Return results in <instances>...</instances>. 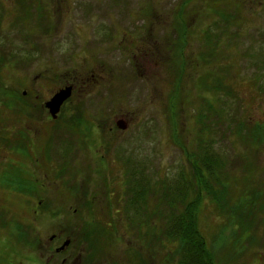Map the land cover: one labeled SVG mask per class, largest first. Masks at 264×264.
<instances>
[{"label":"rangeland","instance_id":"obj_1","mask_svg":"<svg viewBox=\"0 0 264 264\" xmlns=\"http://www.w3.org/2000/svg\"><path fill=\"white\" fill-rule=\"evenodd\" d=\"M191 1L35 0L37 7L42 4V14L32 8L34 13L21 19L24 2L29 5L33 0H0V58L5 60L4 64L0 60V264L13 254L3 243L11 240L5 228L10 223L18 227L20 240L31 231L30 238L34 234L44 241L69 227L72 219L82 226L89 212L115 237L116 242L106 247L110 258L104 264H177L173 252L178 242L167 237L165 205L157 198L152 202V209L162 207L165 212L162 222H147L137 209L128 210L126 174L139 169L138 179H145V184L160 181L159 176L176 177L188 164L181 147H196L198 115L205 113L204 103L207 107L206 102L216 97L214 106L229 114L226 122H216L210 141L216 153L235 162L227 166L231 194L251 209L242 212L245 226L234 219L233 227L230 207L236 200H231L227 216H220L223 210L206 198L199 228L216 247L220 264H264V210L253 208L264 203V141L246 145L227 124L234 115L231 120L245 121L250 130L254 124L264 126V0ZM184 8L190 43L188 56L182 59L187 66L180 89L173 92L174 97L179 92L180 111L169 119L168 96L181 68L171 64L181 59L172 52L178 33L171 24ZM225 13L234 15L236 22L220 38L217 20ZM209 31L219 35L215 56H208L215 60L211 65L203 62L208 52L203 39ZM32 35L33 43L22 42V37ZM34 42L45 47L40 55L32 48ZM10 53L23 60L20 66L6 65ZM215 76L232 96L208 93ZM73 83L78 87L63 107V118L62 112L53 121L40 114L56 92ZM30 94L38 95V101ZM72 115L86 120L82 130L89 127L87 136L76 137L62 129ZM116 119H124L129 129H119ZM65 162H73L79 171L71 183L78 188L73 196L67 189L70 196L63 192L62 181L54 175L60 174L58 166ZM17 171L38 181L33 197L13 187ZM78 204L82 207L75 216L57 215L74 211ZM149 226L158 234L150 233Z\"/></svg>","mask_w":264,"mask_h":264},{"label":"trees","instance_id":"obj_2","mask_svg":"<svg viewBox=\"0 0 264 264\" xmlns=\"http://www.w3.org/2000/svg\"><path fill=\"white\" fill-rule=\"evenodd\" d=\"M31 2L30 5H24L22 8L24 11L20 15L21 19H25L29 16V12H33L32 8L35 9L37 12L42 14V7L36 6L37 2ZM190 1V0H189ZM193 1V0H192ZM191 1V2H192ZM216 2H223L222 0H217ZM217 3V4H218ZM193 5V4H192ZM187 8V7H186ZM182 14H178L175 22H171V26L173 27L172 30L175 31L177 34V40L176 43L173 44V50L172 52L176 51L175 54L180 55V60H175L171 64L173 66H181L179 68L178 78L176 80L175 86L173 83V91L168 96V100L170 102V105L167 106V117L171 118V116H175L178 114L179 109V92L176 94V96H173V92L176 89H180V83H181V74H184V71L186 70L187 61L186 59H182V55L188 56V47H189V38H188V32L189 28L187 27V14L185 13V9ZM34 13V12H33ZM179 13V12H178ZM182 13V12H181ZM44 15V14H43ZM217 29L221 32L220 38L222 37V34L228 33L231 30V27H234L233 24L236 22V18L234 15L230 14H221L219 19L217 20ZM39 23V22H37ZM36 23V24H37ZM219 23H223V26H219ZM219 26V27H218ZM184 33L183 36H181ZM22 42L30 43L34 41V36L31 37H22ZM204 41L207 40L206 47L208 48L207 54H204L203 62L205 64L209 63L214 64L215 60H211L208 58L212 55L215 56L214 51L215 48L218 47V41H219V35L213 36L212 32H208L207 36L205 34ZM33 50L37 51V48L32 47ZM11 56V53L9 54ZM12 58V59H11ZM1 64L5 63V60L3 58H0ZM23 60L18 59L17 57H10L9 60H6V65H19L20 62ZM170 64V63H169ZM212 77V74H209L208 77ZM180 78V79H179ZM215 79L208 83V93L214 92L216 97L219 93L225 92L228 95V91L224 90L225 87H223L222 79L220 77L215 76ZM208 82V81H207ZM218 97L207 101V107L204 103V114H199L197 118V123L200 124V135L199 139L197 140V145L195 148L190 149L189 147L185 148L184 146L181 147V150L183 151L184 157L187 161V167H185L183 170H181L176 177L174 178H160V181H156L154 184H145V179L141 178L138 179L140 172L139 169H129V173L127 172V178L128 183L130 184V190H129V200L128 202V210L130 208L137 209V214L139 216L143 215L146 217L147 222L152 223L157 222V220H160L162 222L164 211L160 210L162 207H158L159 210L152 209V202L157 198L161 201L166 211L168 218L165 220L167 223L166 228V234L168 238H175L178 242V246L176 248V251L174 253L175 260L177 259V264H220L216 247L214 248L205 238L203 232L199 228V214L201 212V209L203 208L204 201L206 198H208L213 204H216V206L220 207L221 211L220 216L224 215L227 216V208L230 206L231 200H236L234 205L230 207V212L233 215L234 211V218L230 220L233 222L232 226L234 227L235 221L243 227L244 224V215L242 212L246 213L249 211L250 205H247L244 200H239V197H237L236 194H231V175L230 171L228 170L229 166V158L223 157L221 154L216 153L213 146V143L210 141V136L214 132V129H217L215 127L216 122L218 120H223L226 122L225 114H229L225 112L222 109H217L216 106L212 103L215 101ZM220 103V101H219ZM16 104V103H15ZM77 110V109H76ZM64 115V111L62 110V114L60 117ZM171 115V116H170ZM63 118V117H62ZM169 118V119H170ZM231 118H236L233 116L230 117L228 124V130L231 134L235 135L236 138H238L239 141L245 142L246 145H250L251 143L253 146H256V144L261 145L264 141V126L260 124H254L252 127L253 129H249L250 125H248L245 121H239L237 124L234 120H231ZM86 120L79 119L76 116L72 115L69 119H66V121H63L62 129L76 137H83L87 136L86 133L89 132V127L85 126L82 130L83 125H85ZM173 133L176 134V129H173ZM86 138V137H85ZM175 141V137H173ZM180 139V138H179ZM178 139L179 142H181ZM252 144L250 146H252ZM68 152V149H66ZM65 152L66 154H68ZM68 157V155L66 156ZM65 157V158H66ZM245 160V159H244ZM131 161H128V164ZM73 162H65L61 167L58 166L60 170V174L57 175L56 171L54 172L56 180L62 181V187L64 189L61 190L65 193L66 189L72 196L78 191L77 185L71 184L72 181H76V178L79 175V171L75 168V166H72ZM231 165L235 164V162H230ZM248 164L246 162L243 163V171H247ZM129 166V165H128ZM52 174V172H51ZM247 174V172H245ZM14 176H11L15 179V182L12 181L13 187L17 188V192L21 193H28L31 197H33L38 191V181L33 178L30 174L27 172H19L17 171L16 174H13ZM140 183V186H139ZM70 185L71 192L68 190V186ZM242 185V183H241ZM60 187V186H59ZM58 187V188H59ZM70 194L67 193V195L70 196ZM232 195V196H231ZM71 196V197H72ZM257 196V195H256ZM261 196V195H260ZM262 197V196H261ZM70 198V197H69ZM247 201L248 198H245ZM263 202V201H262ZM259 205L258 203H255L253 208L256 207L258 210H264V203ZM91 202L88 203V207L91 208ZM82 207L80 204L77 205V208L74 209V211H65L61 212V214L57 215H63L65 218L68 215H73L79 213V208ZM225 207V208H224ZM224 208V209H222ZM233 209V211H232ZM139 210V211H138ZM229 210V209H228ZM254 210V211H255ZM90 211V209H89ZM143 211V212H141ZM156 212V214L154 213ZM257 211V210H256ZM255 211V212H256ZM119 211L117 210V213ZM255 212H249V215L251 217L255 216ZM89 219H82V225L79 223H74V219L70 221L69 227H67V230L69 232L74 231V229H80L81 235L80 237L91 239L95 236L96 240L101 239H115L114 234L112 231H110V234H108V230L105 226H99L100 220H93V214L92 212H89ZM97 214H100L97 212ZM155 216V219H154ZM91 219V224H90ZM95 223H94V222ZM14 221L13 223H15ZM247 222V221H246ZM12 223V224H13ZM16 224V223H15ZM14 224V225H15ZM73 224V225H72ZM78 225V226H77ZM67 226V225H66ZM8 235L10 239H20L19 231L17 226L12 227L11 223L8 227ZM150 230V233L152 231H155L156 234H158V230L155 228H152L149 226L148 228ZM248 230L247 228L245 229ZM16 231V232H15ZM163 231V230H161ZM103 232V233H99ZM149 233V235H150ZM155 234V235H156ZM34 235V234H32ZM31 235V239H34V237ZM108 236L110 238H108ZM154 236V234H153ZM26 236L24 235V238ZM72 237V236H71ZM30 238V237H29ZM214 242H217V238L215 237Z\"/></svg>","mask_w":264,"mask_h":264},{"label":"flooded vegetation","instance_id":"obj_3","mask_svg":"<svg viewBox=\"0 0 264 264\" xmlns=\"http://www.w3.org/2000/svg\"><path fill=\"white\" fill-rule=\"evenodd\" d=\"M34 44V48L38 49L37 55H40L42 51L44 52L45 47L39 45L37 42H34ZM138 44L139 43L136 45L137 50L139 49ZM39 60L40 56L38 61ZM70 85L74 87V90L78 87L77 83ZM23 95L25 97L27 92L23 93ZM29 98L37 102L39 96L36 94H30ZM40 114L50 116L48 110L45 108V105L44 111L40 112ZM117 121L118 120L116 119V122ZM58 214H61V212H58ZM19 222L23 224L22 221ZM81 227H83V225ZM80 229L82 230V228ZM80 229L77 228L75 231L69 232L67 228H63V230H58V234H53L48 240L44 241L42 239L38 240L36 238H29L32 233L31 231L26 232L25 240H2L5 250L13 252V254H10L6 264H104L107 259L110 258V254H107L109 251L106 247L110 243H114L116 241L111 239L93 240L82 238L80 237ZM108 247H110V245ZM28 251H34L36 253L30 254ZM3 258L6 257L4 256Z\"/></svg>","mask_w":264,"mask_h":264},{"label":"water","instance_id":"obj_4","mask_svg":"<svg viewBox=\"0 0 264 264\" xmlns=\"http://www.w3.org/2000/svg\"><path fill=\"white\" fill-rule=\"evenodd\" d=\"M73 93L74 87L72 85L65 86L46 102L45 108L48 110L52 120H57L59 118L63 106L71 99ZM116 125L122 131H126L129 128V124L124 119H119Z\"/></svg>","mask_w":264,"mask_h":264}]
</instances>
